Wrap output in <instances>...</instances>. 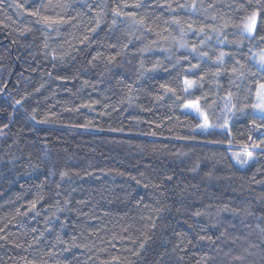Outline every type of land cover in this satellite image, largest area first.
I'll return each mask as SVG.
<instances>
[{
    "label": "trees",
    "instance_id": "trees-1",
    "mask_svg": "<svg viewBox=\"0 0 264 264\" xmlns=\"http://www.w3.org/2000/svg\"><path fill=\"white\" fill-rule=\"evenodd\" d=\"M195 2H0V264H264V9Z\"/></svg>",
    "mask_w": 264,
    "mask_h": 264
},
{
    "label": "snow or ice",
    "instance_id": "snow-or-ice-1",
    "mask_svg": "<svg viewBox=\"0 0 264 264\" xmlns=\"http://www.w3.org/2000/svg\"><path fill=\"white\" fill-rule=\"evenodd\" d=\"M0 2H2V0H0ZM63 7H68L67 4H64L62 5ZM160 6V5H158ZM16 7H20L19 4L16 5ZM134 7H141V4L140 3H136L134 5ZM167 7L174 11V9H172V6L171 4H168ZM179 7L181 8H185V7H190L193 11L196 10V2L195 0H192V3L191 5H188V4H182V5H179ZM209 7H211V5H209ZM240 7H244V5H240ZM264 9V4H261L260 0H257V4H256V11H253L249 16L245 17V21L241 27V36L243 38H247V39H255V36L253 35L254 33V30H255V24H256V19H257V16L258 14L260 13V11ZM31 15H38V13H31ZM121 15H125L129 18V20L131 21V26L133 27H140V28H143L144 25H145V19L144 17H140V18H137L135 13H121L120 11L116 10V9H113V16L114 17H119ZM213 19H216L215 16L212 17ZM38 23L42 22L43 24H45L47 27H51L53 24H58V23H67L68 21L65 20L63 17H60L59 19H53L52 17H49V16H40L38 21ZM116 21L113 20V24H115ZM172 23L174 24H177L179 25L180 24V21L176 18H173L172 20ZM99 25H97L98 27ZM224 27H227V23H225ZM193 28V25L192 24H188V29L191 30ZM149 31L151 29H148ZM92 31H95V29H92ZM199 32H204V27L201 26L198 30ZM184 35H186L185 33V30L184 28H181V40L177 41V43L179 44L180 47H187V43L183 40V37ZM220 35V32L217 31V37H219ZM85 40L88 39V37H85L84 38ZM207 39H211V37H207ZM205 41H201V44H203ZM218 42H221L223 43V41H219ZM153 43H155V41H153ZM151 50L150 49V46L146 45L144 49H142L141 51H149ZM192 51L193 52H197V48L195 46L192 47ZM199 55L201 57H204L207 55V53H199ZM225 56V53L224 52H221L220 55L216 58L217 61L219 62H222L223 61V58ZM55 59V57H54ZM113 60L115 59V57L112 58ZM258 64L260 66V68L262 70H264V52L261 53L260 57H259V60H258ZM237 72V69L233 68V73H236ZM215 75H219V73L217 72ZM240 76H243V73L241 72L240 73ZM185 85H186V90L188 88H191L193 87L194 85V82L193 81H188V80H185ZM260 88V91L257 92V103L253 104L252 105V108L254 110H258L259 113H261L262 115L260 116V118L262 120H264V84H260L259 86ZM231 97V93H229V98ZM16 104H20V101H16ZM187 108H195L196 109V112L198 114H200V108L198 106V104H188L186 105ZM234 107V106H233ZM224 108L227 112L231 113L232 112V109L229 108L228 106V103H225L224 105ZM234 114V113H232ZM32 119H35V117L33 116ZM228 126V120L227 118H225V121H224V124L223 125H220V127H223V128H227ZM5 127H7V125H5ZM210 127V124H209V121H208V117L207 115H204V118H203V123L200 125V128L201 130H206ZM256 127H260V125H257ZM255 147L259 148L260 145H255ZM253 158V153L252 152H248L247 153V159H244V160H240L239 157H237V159L239 160V162L241 164H247L248 163V160L252 159ZM64 175H66V173H61V176L63 177ZM169 179H171L169 177ZM33 208H35V203H33L32 205ZM196 215H200L199 212L196 213ZM153 227H155V224L152 225ZM201 239H203V237H201ZM143 244H141V248H143Z\"/></svg>",
    "mask_w": 264,
    "mask_h": 264
},
{
    "label": "rangeland",
    "instance_id": "rangeland-1",
    "mask_svg": "<svg viewBox=\"0 0 264 264\" xmlns=\"http://www.w3.org/2000/svg\"><path fill=\"white\" fill-rule=\"evenodd\" d=\"M261 55V54H260ZM259 55V56H260ZM192 89V87L191 88H188L187 90L189 91V90H191ZM259 91H260V89H259ZM255 103H257V96H256V102ZM185 111L187 112V113H189V114H194V115H197L198 117H202V115L203 114H201V112H200V114H198L197 112H196V109L195 108H187V107H185ZM255 114H257L258 116H261L262 114L261 113H259V111L258 110H255ZM203 118H204V116H203ZM201 132H204V130L202 131L201 130ZM243 157V160L244 159H247V154H245V155H243L242 156ZM249 161V160H248ZM246 165V164H245Z\"/></svg>",
    "mask_w": 264,
    "mask_h": 264
}]
</instances>
